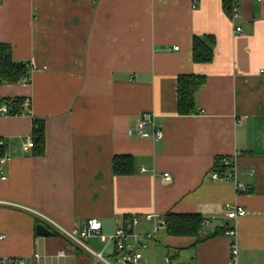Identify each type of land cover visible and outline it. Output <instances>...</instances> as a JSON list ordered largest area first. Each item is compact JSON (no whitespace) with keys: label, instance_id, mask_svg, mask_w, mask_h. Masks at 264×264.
<instances>
[{"label":"crops","instance_id":"0c3cea01","mask_svg":"<svg viewBox=\"0 0 264 264\" xmlns=\"http://www.w3.org/2000/svg\"><path fill=\"white\" fill-rule=\"evenodd\" d=\"M236 1L242 33L223 0H0V43L31 66V81L0 83V98L32 105L31 115H0L1 256L92 264L46 218L69 230L98 218L110 234L136 214L145 233L154 226L146 214L172 212L209 219L207 232L162 227L140 250L142 264H165L168 254L176 264H229L227 225L240 264H264V0ZM195 36L213 48L211 62L194 61ZM182 74L206 78L193 114L178 111ZM144 113L162 138L137 135ZM34 117L45 121L42 156L29 142ZM116 155L132 156L134 172L116 174ZM218 157L236 158L246 192L213 180ZM38 223L53 234L38 235ZM86 243L104 246L96 236Z\"/></svg>","mask_w":264,"mask_h":264},{"label":"built area","instance_id":"2783aa9c","mask_svg":"<svg viewBox=\"0 0 264 264\" xmlns=\"http://www.w3.org/2000/svg\"><path fill=\"white\" fill-rule=\"evenodd\" d=\"M233 14L231 20L234 22L236 33H242L243 28L236 23L240 17V5L238 2L233 4ZM175 49H179V46H175ZM31 81L30 76H26L22 82L29 83ZM31 100L25 98L24 108L26 113L31 115ZM0 115H18L9 113V106L7 103H2L0 105ZM153 117L150 113H144L137 122V135L141 138H152L160 139L163 137V131L161 128L153 124ZM31 143V138L29 139ZM0 145H4V142L0 140ZM3 157H0L2 160ZM223 164L226 167L224 175L219 174L217 171L213 170L210 176L215 181H232L235 183L236 187L242 191L246 192L248 186L239 180L237 171V160L234 157H224ZM142 171H147L146 168H142ZM166 178H169V174H165ZM0 203H2L0 201ZM238 215L246 214V210L243 208H238ZM145 219L153 221V228L145 233H140L138 228L142 221L140 215H130L122 217L119 220L116 229L110 233L105 234L102 232V221L98 218L89 219L85 227L80 229H66L58 225L51 219L46 218V221L53 226L58 232L66 236L72 241V248L76 251L77 247H84L88 252L92 254L93 262L92 264H142L143 254L141 249L147 247V243L151 240L157 230L162 227H166L165 219L159 214H146ZM210 220L204 218L201 224L200 233H206V228L209 226ZM225 234L231 238L230 244V256L229 264H240V247L237 239V229L231 226H225ZM98 237L103 243L102 250H94L91 248L85 240L91 237ZM6 235L0 232V240L5 239ZM112 248V249H111ZM59 257H65L66 252L61 250L57 254ZM107 255L111 256L108 257ZM33 258L39 260L41 254L34 252ZM0 264H32L28 257L25 256H1ZM165 264H176L175 255L168 254L165 257ZM196 264V263H191Z\"/></svg>","mask_w":264,"mask_h":264},{"label":"trees","instance_id":"16d2710c","mask_svg":"<svg viewBox=\"0 0 264 264\" xmlns=\"http://www.w3.org/2000/svg\"><path fill=\"white\" fill-rule=\"evenodd\" d=\"M236 0H223L227 13L232 17L233 4ZM213 41V40H211ZM214 58V50L210 44L201 37L195 36L193 40V59L197 63H208ZM31 66L28 62H17L12 58V48L9 44L0 43V83L22 82L26 76H30ZM204 75L182 74L177 81L178 89V111L179 114L188 115L197 112L196 94L204 84ZM25 97L0 98V105L7 103L9 113H26L24 108ZM45 121L34 117V126L31 135V150L35 156H42L46 151ZM4 145H0V157H3ZM223 157H218L213 170L224 175L226 167ZM113 169L116 174L127 175L134 172L135 161L130 155H116L113 159ZM166 229L173 236H196L201 228L204 217L199 214H178L169 212L164 217ZM226 227L223 228L225 232ZM223 232V233H224ZM81 247L77 251L81 253Z\"/></svg>","mask_w":264,"mask_h":264},{"label":"water","instance_id":"95a60500","mask_svg":"<svg viewBox=\"0 0 264 264\" xmlns=\"http://www.w3.org/2000/svg\"><path fill=\"white\" fill-rule=\"evenodd\" d=\"M36 233L40 236L52 235L53 231L45 226L43 223H38L36 226Z\"/></svg>","mask_w":264,"mask_h":264},{"label":"rangeland","instance_id":"374dc122","mask_svg":"<svg viewBox=\"0 0 264 264\" xmlns=\"http://www.w3.org/2000/svg\"><path fill=\"white\" fill-rule=\"evenodd\" d=\"M85 241H87V240H85ZM90 247H92L94 250H98L95 246H94V244H92V243H89L88 244ZM82 252V254L84 255V256H88V257H90V255H92L90 252H88L86 249H84V247H81V249H80ZM90 253V254H89ZM117 264H123V263H117Z\"/></svg>","mask_w":264,"mask_h":264}]
</instances>
